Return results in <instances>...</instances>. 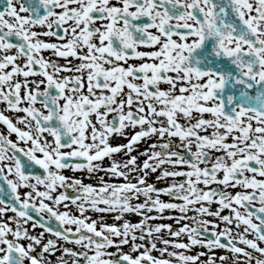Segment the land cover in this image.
<instances>
[{
    "label": "snow or ice",
    "instance_id": "6c2138e0",
    "mask_svg": "<svg viewBox=\"0 0 264 264\" xmlns=\"http://www.w3.org/2000/svg\"><path fill=\"white\" fill-rule=\"evenodd\" d=\"M0 264H264V0H0Z\"/></svg>",
    "mask_w": 264,
    "mask_h": 264
}]
</instances>
